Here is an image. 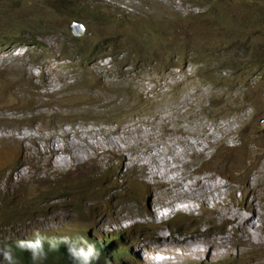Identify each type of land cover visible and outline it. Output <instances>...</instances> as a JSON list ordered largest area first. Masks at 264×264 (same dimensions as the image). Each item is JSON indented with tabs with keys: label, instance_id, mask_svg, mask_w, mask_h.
<instances>
[{
	"label": "rangeland",
	"instance_id": "374dc122",
	"mask_svg": "<svg viewBox=\"0 0 264 264\" xmlns=\"http://www.w3.org/2000/svg\"><path fill=\"white\" fill-rule=\"evenodd\" d=\"M199 3L87 0L120 13L135 12L147 31L165 26L170 38L182 36L170 39L164 49L155 44L138 62L139 53L133 54L131 48H137V39L130 36L115 61L97 57L85 67L61 57L66 51H59L64 41L57 33L44 34L37 48L0 42V198L23 205L32 216L11 231L18 228L20 236L54 234L70 226L77 212L95 219L99 230L88 221L78 230H86L90 237L106 233L112 239V233L123 229L120 244L127 255L112 264H173L192 259L207 263L220 258L201 252L198 258L184 255L176 262H142L141 257L149 258L151 249L159 248L153 235L162 242L167 239L173 249L175 236L202 240L204 245H217L216 239H221L227 249L222 255H230L225 263L264 264V233L260 231L261 246H249L235 226L222 218L236 213L230 205L244 201L255 208L254 216L255 212L264 216V65L251 63L258 56L264 61V27L256 25L258 14L253 12L264 0L226 1L217 6L222 13L227 11L225 16L203 13ZM17 11L37 20L49 12L36 0H26ZM7 12L0 7L1 14ZM136 14L128 25H133ZM155 17L159 22H153ZM71 18L75 17L65 16L66 29ZM82 23L84 33L78 36L93 39L133 31L117 22ZM82 40L86 43L83 38L76 41ZM174 49L181 52L178 67L169 66L168 54ZM187 53H192L193 61H183ZM155 54L160 56L153 59ZM48 138L58 147L51 163ZM109 138L118 142L121 154L106 148L111 145ZM88 147L89 156L73 160L74 150L84 152ZM54 156L69 162L55 167ZM53 175L72 185V192L64 191L55 200L53 195L60 192L50 187ZM204 198L209 201L203 207ZM215 198L221 199L215 205L219 211L209 206ZM188 200L193 210L179 227L166 228L153 212L155 207ZM5 211L0 206V218ZM99 217L113 230L100 231H108V226ZM127 217L131 220H123ZM4 222L0 219V237L10 236L1 225ZM205 256L211 260L204 261Z\"/></svg>",
	"mask_w": 264,
	"mask_h": 264
},
{
	"label": "trees",
	"instance_id": "16d2710c",
	"mask_svg": "<svg viewBox=\"0 0 264 264\" xmlns=\"http://www.w3.org/2000/svg\"><path fill=\"white\" fill-rule=\"evenodd\" d=\"M25 1L26 0H15L12 2L11 0H0V7L5 8L8 11L4 15L0 13V42L10 43L17 41L26 45H31V47L33 48H37L43 44L39 41V38H42L44 34L57 33L58 35L62 36V41H64L63 46L60 47L59 51H66V53L61 57L66 59H75L77 61L76 65L78 67H85L90 65L97 57L107 56L109 57V59H111V61H115L118 58L117 56L120 53V49L125 48V45L123 44L128 42V36H130V38H133L134 40L137 39L135 46L138 49H134L133 47H131L133 54L137 52L139 53V56L136 55L137 58L135 59V62L136 60L138 62L139 60L147 57V55L150 53V49L153 48L155 44H158L161 49H164L162 47H166L165 43H169L168 41L170 39H173V41L182 39L179 37L181 35H175L174 38H170V33L167 31L165 26H160V29H154L152 27L150 28V31H147L148 28H142L140 26L141 20L138 19V14H136L135 12L127 11L126 13H120L118 10L108 7L105 8L104 5L87 4V0H36L38 1V3H42L44 9L49 10L48 15H46L47 17L45 19H29L26 15L17 11V9H19L25 3ZM224 1L225 0H199V6L204 7L203 13H212L214 15L225 16L227 14V11L222 13L217 7L218 5H224L226 1L231 0H226L225 2ZM238 5L235 7V9L238 7ZM253 12L255 14H258L256 25L258 24L260 27H264V5L258 6V9H255ZM190 13H192V11L187 12L185 15ZM135 14L136 17L133 21V25H128L131 22L130 18H132ZM166 15L168 16V14ZM65 16H77L83 21L87 20L88 22L96 20V22L102 23L104 25L107 23L117 22L121 26L127 25L133 28V31L129 33H112L109 35H101L97 39H93V36L90 35H86L85 37L77 36L71 34L70 31L66 29L64 23ZM247 16L248 15H246V17ZM53 17H56V20H54ZM58 19L60 21H58ZM52 20L56 22L55 25ZM178 20L181 21V18H178ZM153 22H159L158 18H153ZM160 30L163 33H160ZM79 38H83L86 43H84L83 40L79 42L76 41ZM178 46L179 45L177 44V47ZM180 53L181 52L174 49L168 54V56L170 57L169 66L178 67L180 65L181 58L177 57V55H179ZM191 54L187 53L184 56L183 61L188 59V61H191ZM159 56V54H155L152 58L155 59ZM135 62H133L132 60L129 61V63H131L132 65H135ZM251 63H255L256 66L264 65V61L259 56L255 60L252 59ZM57 181L58 179H54L53 183L56 185H62L61 180L60 182ZM63 185V192H72V185ZM110 195L111 193H105V196L107 198H109ZM1 200L2 199H0V201ZM28 218H30V216L28 215V211L24 209V207L11 204L8 212L3 218L0 219L1 221H5L4 223H2V225L6 226L8 224H12L15 219ZM73 220V223L76 227L88 224L87 218H82V216L77 212L76 217L73 218ZM177 221V219H172L170 225L172 226L173 224H175V227H179L180 223H177ZM46 260L47 259H45L44 261ZM44 261H42V264H69L68 262H62L60 259L54 260V263H48ZM18 262H21L22 264H33V261L29 256L18 255Z\"/></svg>",
	"mask_w": 264,
	"mask_h": 264
},
{
	"label": "clouds",
	"instance_id": "9594fccd",
	"mask_svg": "<svg viewBox=\"0 0 264 264\" xmlns=\"http://www.w3.org/2000/svg\"><path fill=\"white\" fill-rule=\"evenodd\" d=\"M73 17L83 22L81 18L77 16H73ZM68 30H70L69 26H68ZM70 33L73 35H77L72 33L71 30ZM54 179H58L57 182H60L59 178L55 177L54 175L52 176L51 181L48 182L51 184L50 187H52V190H57L60 192L59 195H53L54 199L58 200V198L61 199L64 196L63 186L65 185L62 184L63 185L62 186V185L54 184L53 183ZM42 202L44 205H46L48 200L44 199L42 200ZM187 202L190 203L188 206H187ZM11 204L24 207L23 205L12 202L9 203L7 202V200L4 201L2 199L0 201V206L5 207L6 209V211L3 213L4 216L8 212ZM201 205L203 207L205 206L202 203ZM209 206L212 207V203ZM192 210H193V202L191 200H188V201H178V202L176 201L174 205L171 207L169 205L161 206L159 208L155 207V209H153V212H155V216L158 218L159 222H163V225L166 228H168L171 227L170 223L172 219H177L178 220L177 223L179 222L180 224H182L181 221L183 220V217L191 215ZM160 213H162L165 216L159 218L158 214ZM151 214H152V210H151ZM28 215L30 216V218L28 219H15L12 224H8L6 226H3L1 224L4 228L10 231V236L0 237V264H22L21 262H18V255L29 256L32 259L33 264H42V261H44L45 259L47 260L44 262H48V263L49 262L54 263V260L60 259L62 262L64 263L68 262L69 264H112L116 260H122V257L127 255V250L124 248L121 249L122 246L120 244L122 240L120 237V233L123 229H118L116 232L112 233V239H109L106 236V233H102L99 237H90L86 232V230L78 231L82 228V226L76 227L75 224L73 223L74 220L72 219V224L70 226H63V228H59V230L56 231L54 234H40L39 232H36L34 233V235L31 236H20L17 234L18 228L15 231L10 230L12 227H14L15 224L32 220L31 218L32 216L29 212ZM99 218H101L103 221L102 217ZM127 219H130V217H127L123 220H127ZM94 220L91 221L87 219L89 225L94 227V230H99L94 226L93 224ZM117 221H119L118 217H117ZM103 223L106 222L103 221ZM260 224L262 226L260 231L264 233V225H262L261 222ZM128 225L132 227V223L131 224L129 223ZM107 226H108V231H106L105 228L100 231L110 232L113 230V228L110 227V225ZM172 226L175 227V224H173ZM236 230L240 233V231L237 228ZM181 239H183V235L178 237L176 236L172 237L171 238L172 244L175 245L177 244V246H175L174 249L171 246L169 247V249L171 250L170 252H164V251H160L159 248L164 249L165 247L163 248L161 246H158L159 248L157 249L154 250L151 249L149 258L144 259L141 257V261L145 262L146 260L152 263L176 262L178 260L174 258V255L177 254L185 255L188 258L192 259L193 258L192 255H186L189 252L188 250H186V247L182 245H178ZM154 240L155 242H158L156 239ZM262 241L263 240H261V237H259L258 242L256 243L253 242L245 243L244 239L242 242H244L249 246H261ZM209 244H213V246H216L215 242H210L208 244H205V246ZM151 248H153V246ZM226 250L227 249L224 246V250L221 253L214 254L213 250L210 251L211 253H213V255L217 257L220 256L218 261L216 260L213 262L206 263L200 260L192 259L185 263H173V264H227L225 262L228 261L230 255L229 254L222 255L223 253L226 252ZM201 252H205V250H202ZM162 256H165L164 260L157 259V258H161ZM204 260L209 261L211 259L205 256Z\"/></svg>",
	"mask_w": 264,
	"mask_h": 264
},
{
	"label": "bare ground",
	"instance_id": "6f19581e",
	"mask_svg": "<svg viewBox=\"0 0 264 264\" xmlns=\"http://www.w3.org/2000/svg\"><path fill=\"white\" fill-rule=\"evenodd\" d=\"M78 134H79V136L81 137V138H84V136H82L79 132H78ZM24 135V134H23ZM84 135V134H83ZM23 137V136H22ZM53 139V138H52ZM68 140V139H67ZM83 140V139H82ZM65 141V140H64ZM80 141V140H79ZM85 141H86V139H85ZM108 141L111 143V145L110 146H108V147H106L107 149H113V150H116L119 154H121L122 153V148L120 147V145L118 144V142H116V141H113L111 138H109L108 139ZM47 144H48V149H49V151L48 152H46V153H49V154H47V155H49L50 156V163H51V160H52V158H51V154L53 153V152H55V150L58 148L57 147V142H53V140H51V138H48V140H47ZM62 142V141H61ZM68 142V141H67ZM77 142V141H76ZM105 142V141H104ZM92 143V142H91ZM107 143V142H106ZM61 145H62V143H61ZM61 145H60V147H61ZM84 145V144H83ZM86 145V144H85ZM89 145H90V143H89ZM97 145V144H96ZM66 146H68V145H66ZM65 146V147H66ZM28 147H29V145H28ZM99 146H96V147H92L91 146V148H98ZM37 148V147H36ZM47 148V147H46ZM68 148V147H67ZM66 148V149H67ZM100 149V148H99ZM46 150V149H45ZM93 150V149H92ZM57 151V150H56ZM58 152V151H57ZM68 152H70V151H68ZM40 153H42V151L40 152ZM90 151H89V147L84 151V152H81V150H79L78 152L76 151V150H74L73 151V160H75V161H77V162H79V161H81L82 159H83V157L84 156H89L90 155ZM55 154V153H54ZM61 154V153H60ZM59 155V154H58ZM44 156V155H43ZM57 158H55V156H54V160L52 161V165L53 166H58L59 164H63V165H67L68 164V159L67 158H63L62 156H60V157H58V156H56ZM122 157H123V155H122ZM125 158H127V157H125ZM125 158H123V159H125ZM84 161V160H83ZM125 161V160H124ZM133 163V162H132ZM142 175V174H141ZM151 176V175H150ZM156 177V176H155ZM158 179V178H157ZM197 179V178H196ZM215 179V178H214ZM216 180V179H215ZM198 181V180H197ZM200 182V181H199ZM198 182V183H199ZM215 182V181H214ZM214 182H213V185H214ZM178 185H179V183H177ZM180 184H182V183H180ZM204 184V183H203ZM220 184V183H219ZM163 185V184H162ZM200 185H201V183H200ZM221 185V184H220ZM219 185V186H220ZM181 186V185H180ZM205 186H207V185H205ZM199 187V186H198ZM208 187V186H207ZM207 187H206V189H207ZM215 187V186H214ZM220 188V187H219ZM181 189H183V190H185V188L183 187V186H181ZM201 188L199 187V190H200ZM205 189V188H204ZM214 189V188H213ZM216 189V188H215ZM208 190V189H207ZM186 191V190H185ZM211 191V190H210ZM197 192V191H196ZM201 192V191H200ZM203 192V191H202ZM213 192H215V191H213ZM212 193V192H211ZM219 193V192H218ZM197 194V193H196ZM201 194V193H200ZM217 195V194H216ZM215 197H219L218 195L217 196H215ZM220 198H223V195H221L220 196ZM208 198H204V200L202 201V200H200L201 201V203L203 204V205H206V202L208 201L207 200ZM216 200L214 201V202H211L212 203V208L213 209H215V210H217V211H219L220 209H219V207H215V205L217 204H219L218 203V201L220 202V200H219V198H215ZM187 204H189V203H187ZM230 207H231V209L234 211V212H236V213H234L233 215H231V217H230V215L228 214V215H224V214H222V218L223 219H225V220H227L229 223H231V224H233V225H235V227L240 231V233L245 237V239L246 240H248L249 242H253V243H256V242H258V239H259V237H260V229H261V224H260V221H264V216H263V214H259V213H256L255 212V216H257V217H259L260 218V220H255V218L253 219V217H255L254 216V214H252L253 213V211H255V208L253 209L252 207H251V205L248 203V201L247 202H243L241 205H239V204H233V205H230ZM229 209V208H228ZM264 211V210H263ZM238 212H241V213H238ZM261 212V211H260ZM162 214V213H161ZM162 216H163V214H162ZM262 219V220H261ZM251 220H254L253 222L255 223V225H256V227H255V225H253V223H251ZM257 221H259V222H257ZM240 222H244L245 224L244 225H241V224H239ZM239 224V225H238ZM97 226H100L99 225V222H98V224H97ZM153 237H154V239H156L157 241H158V243H159V246H161V247H165V248H169V247H171V245H170V243H168V240L167 239H165L163 242L161 241V240H159V237H157V236H155V235H153ZM216 241H217V245L216 246H213V244H209V245H207V246H205L204 245V242L202 241V240H197V239H195V238H191V237H187V238H183V239H181L180 241H179V243H178V245H182V246H185L186 247V250H188L189 252L186 254V255H192V257L193 258H197L199 255H200V253H201V251L202 250H205V252L207 253L206 254V256L207 255H212L211 253H210V251L211 250H213L214 251V254H217V253H221V252H223V250H224V244H223V242H222V240H217L216 239ZM174 258L176 259V260H183L184 259V255H181V254H177V255H174ZM158 260H164L165 259V256H162L161 258H157ZM204 261H206V260H204Z\"/></svg>",
	"mask_w": 264,
	"mask_h": 264
},
{
	"label": "water",
	"instance_id": "95a60500",
	"mask_svg": "<svg viewBox=\"0 0 264 264\" xmlns=\"http://www.w3.org/2000/svg\"><path fill=\"white\" fill-rule=\"evenodd\" d=\"M70 30L74 34H82L84 32V25L83 23L77 19V18H72L68 24Z\"/></svg>",
	"mask_w": 264,
	"mask_h": 264
}]
</instances>
